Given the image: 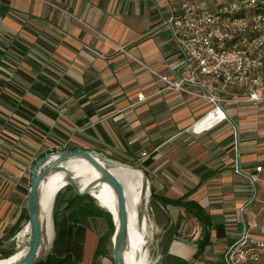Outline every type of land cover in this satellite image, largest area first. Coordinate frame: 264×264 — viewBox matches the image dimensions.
I'll return each instance as SVG.
<instances>
[{
	"label": "crops",
	"instance_id": "1",
	"mask_svg": "<svg viewBox=\"0 0 264 264\" xmlns=\"http://www.w3.org/2000/svg\"><path fill=\"white\" fill-rule=\"evenodd\" d=\"M183 1L0 0V258L28 222L32 165L57 150L95 149L146 172L156 264H226L245 225L264 226V180L251 181L264 165V92L257 105L223 104L228 121L194 133L212 105L168 90L117 49L167 73L180 54L165 21ZM212 86L243 97L241 86ZM54 213L44 259L114 264L107 218Z\"/></svg>",
	"mask_w": 264,
	"mask_h": 264
},
{
	"label": "built area",
	"instance_id": "2",
	"mask_svg": "<svg viewBox=\"0 0 264 264\" xmlns=\"http://www.w3.org/2000/svg\"><path fill=\"white\" fill-rule=\"evenodd\" d=\"M179 50L178 62L161 73L132 58L165 84L168 90L209 102L212 108L193 125L202 134L228 121L223 104L257 105L264 92V0H229L214 9L204 0H184L165 21ZM224 88L243 87L240 100L213 93L212 83ZM198 89L195 91L194 89ZM143 95L138 96L142 102ZM146 156V154H144ZM236 171L240 173L239 167ZM253 184L264 180V165L256 167ZM226 264H258L264 256V226L245 225L240 237L226 251Z\"/></svg>",
	"mask_w": 264,
	"mask_h": 264
},
{
	"label": "water",
	"instance_id": "3",
	"mask_svg": "<svg viewBox=\"0 0 264 264\" xmlns=\"http://www.w3.org/2000/svg\"><path fill=\"white\" fill-rule=\"evenodd\" d=\"M171 35L170 30L167 31ZM84 159L86 160L99 174V180H94L82 192L80 188V181L76 176L62 164L71 159ZM132 168L133 170H140L143 172L145 182L143 185V192L146 194L147 190L150 191L149 180L146 172L134 165L127 164L111 158L103 152L95 149H82L77 148L73 150H57L45 154L32 165L31 172V188L28 195V216L29 227L31 232L30 245L24 258L13 264H39L44 260L45 250V236L43 222L41 218V200H40V187L42 182L51 174L57 171L66 173L68 185L73 189L76 196H92L90 191L98 185V183L108 184L114 191L116 196V211L108 207L105 209L112 217L114 224V232L112 236L113 250H114V264H127L125 259V252L128 249L129 241V215L126 195L124 187L121 182L112 174L110 168ZM95 199V198H94ZM145 215L140 213L139 223L144 224ZM148 242L150 240L148 239ZM4 261L6 259H3Z\"/></svg>",
	"mask_w": 264,
	"mask_h": 264
},
{
	"label": "bare ground",
	"instance_id": "4",
	"mask_svg": "<svg viewBox=\"0 0 264 264\" xmlns=\"http://www.w3.org/2000/svg\"><path fill=\"white\" fill-rule=\"evenodd\" d=\"M72 172L77 180L80 181V188L83 192L90 183L94 180H99L100 174L84 159H71L62 164ZM112 174L121 182L124 187V192L127 200L128 215H129V241L128 249L125 252L127 264H152L148 239L150 240L148 229V202L150 191L146 194L143 192L145 177L142 171L133 170L132 168H110ZM144 180H142V178ZM68 186L66 173L57 171L51 173L41 184L40 200H41V218L43 222L44 232L45 227L52 228L53 208L57 194ZM90 193L98 202L105 208L109 207L112 212L116 211V196L113 189L106 183H98ZM145 215L144 224L139 223V215ZM30 233V227L27 226L20 236L25 233ZM47 236H45L46 241ZM28 247L17 250L11 257L5 261L0 259V264H13L26 255Z\"/></svg>",
	"mask_w": 264,
	"mask_h": 264
},
{
	"label": "rangeland",
	"instance_id": "5",
	"mask_svg": "<svg viewBox=\"0 0 264 264\" xmlns=\"http://www.w3.org/2000/svg\"><path fill=\"white\" fill-rule=\"evenodd\" d=\"M210 5L211 7L214 9L217 6V1H221V0H210ZM137 167V166H136ZM111 168V167H109ZM142 180H144L143 177H141ZM260 179L263 180V176H260ZM149 180V179H148ZM57 199H55V203H54V208L53 211H58L60 210L62 207H66L67 202L72 200L76 195L73 192V189L68 185L66 186L64 189H62L58 194ZM94 200V208L97 210H103L105 212H107L105 209H103L98 202L93 198ZM151 194L149 197V202H148V229H147V233L149 234L150 237V244H149V250H150V257H151V261L152 264H156L159 255L162 252V243L159 240L160 239V230H159V222H158V216H157V211L155 210L152 201H151ZM84 204H89V200H86L83 202ZM78 204H75V207H77ZM112 218V217H111ZM152 220V222H151ZM29 222H26V224L24 226H22L19 231L17 232V234H15V240L12 244L14 251L16 252L17 250L24 248V247H28L30 245V237H31V232L30 233H25L23 236H20V234L26 230L27 226H28ZM154 225V228L153 226ZM45 231H46V236H50L51 234V229L46 226L45 227ZM113 235L111 234V237ZM2 259V258H0ZM262 264H264V260L262 262Z\"/></svg>",
	"mask_w": 264,
	"mask_h": 264
},
{
	"label": "trees",
	"instance_id": "6",
	"mask_svg": "<svg viewBox=\"0 0 264 264\" xmlns=\"http://www.w3.org/2000/svg\"><path fill=\"white\" fill-rule=\"evenodd\" d=\"M58 196V195H57ZM153 197V196H152ZM57 199V197H56ZM89 200V204H84L83 202ZM78 204L75 207V204ZM94 200L91 196L87 195L84 197L75 196L72 200L67 202L65 210L69 213V218L74 223H86L87 219L92 216H100L108 219L110 225V233L102 239L104 242L108 239L111 234L114 232V224L111 218V215L108 212L103 210H97L93 206ZM55 211H53V219L55 218ZM29 222V216H28ZM14 253H8L3 255L2 259H7L11 257ZM39 264H79L76 262L71 254H67L64 257H56L52 255H48L44 260L40 261Z\"/></svg>",
	"mask_w": 264,
	"mask_h": 264
}]
</instances>
